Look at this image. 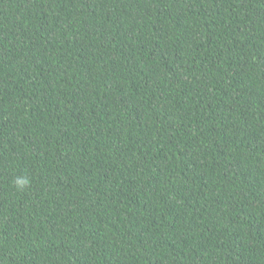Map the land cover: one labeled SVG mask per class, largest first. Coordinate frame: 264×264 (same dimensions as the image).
I'll return each mask as SVG.
<instances>
[{"label":"trees","instance_id":"trees-1","mask_svg":"<svg viewBox=\"0 0 264 264\" xmlns=\"http://www.w3.org/2000/svg\"><path fill=\"white\" fill-rule=\"evenodd\" d=\"M0 264H264V0H0Z\"/></svg>","mask_w":264,"mask_h":264},{"label":"clouds","instance_id":"clouds-1","mask_svg":"<svg viewBox=\"0 0 264 264\" xmlns=\"http://www.w3.org/2000/svg\"><path fill=\"white\" fill-rule=\"evenodd\" d=\"M14 183L18 191H24L29 186V181L27 178L17 177Z\"/></svg>","mask_w":264,"mask_h":264}]
</instances>
